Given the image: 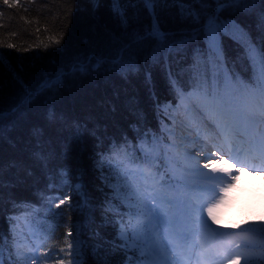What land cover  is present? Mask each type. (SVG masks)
<instances>
[{"label": "trees", "instance_id": "1", "mask_svg": "<svg viewBox=\"0 0 264 264\" xmlns=\"http://www.w3.org/2000/svg\"><path fill=\"white\" fill-rule=\"evenodd\" d=\"M129 17L130 28L151 23L146 13L137 22L131 19L129 9ZM231 18L250 29L254 37L257 35L254 17L237 14ZM165 19L159 17L161 30L166 32L189 26L178 16ZM123 33L120 20L102 2L94 6L89 0H18L17 4L5 5L0 0V98L5 108L18 95L13 69L26 83L34 84L76 59L87 62L89 57L107 54L116 47L114 37ZM224 49L227 56H236V45L228 37H224ZM188 63L190 59L180 64L172 60L171 71L179 75ZM139 65V71L126 78L103 69L69 73L51 95L37 98L0 125L4 181L0 232L7 235L16 218L28 220L31 230L42 237L41 264H73L74 255L78 264H103L105 260L122 264L127 258L112 244L116 234L114 213L106 211L109 204L121 207L122 212L125 209L111 199L113 189L105 186V177L95 161L99 153L108 151L113 140L124 142L127 136L135 144L138 128L161 135L163 121L167 122L163 107L179 100L169 81V66L163 60L154 64L141 58ZM238 68L245 79L250 77V70ZM182 79L186 82L187 74ZM50 108L65 119L50 122ZM41 152L49 157L47 168L38 158ZM60 169L69 172L71 186L61 184ZM50 174L55 176L59 195L69 197L59 208L55 206L58 201H48ZM77 183L81 190L75 188ZM9 217L15 219L10 223ZM244 222L250 229L252 221ZM77 241L79 247L74 253ZM12 254L16 258L14 248ZM248 260L249 264H264V253ZM240 264H245V258Z\"/></svg>", "mask_w": 264, "mask_h": 264}, {"label": "snow or ice", "instance_id": "2", "mask_svg": "<svg viewBox=\"0 0 264 264\" xmlns=\"http://www.w3.org/2000/svg\"><path fill=\"white\" fill-rule=\"evenodd\" d=\"M94 6L101 0H89ZM111 4L112 13L120 20L124 27L121 37H114L116 47L107 54L89 57L87 62L74 60L67 68L58 67L52 74L44 76L34 84L24 81L15 69L13 80L18 86L16 99L5 108L0 98V125L10 114L22 112L27 106L41 96L51 95L71 73H88L92 70L112 71L123 77L140 69L141 58L145 62L151 60L159 64L163 60L169 66V81L175 89L181 105L191 97L197 101L194 111L206 127V120L210 119L218 134L227 135L241 120H251V113L241 110L238 93L256 102L264 111V0H105ZM17 4L18 0H4L5 5ZM173 6L181 22L189 26L178 32L161 30L159 11L161 6ZM142 6V7H141ZM129 7L133 9L132 20L139 22L141 14L146 13L151 19L150 24L130 28ZM224 13L229 16L225 17ZM237 14L252 16L255 19L257 35L242 27L231 18ZM224 37H228L236 45V56H227L224 49ZM203 45V46H201ZM181 73L171 71V61L177 64L189 60ZM93 61L95 63H93ZM0 64L3 58L0 57ZM239 66L250 70V77L244 78ZM187 74V81L182 77ZM188 89L185 91V89ZM167 105L166 107H170ZM47 118L52 123L64 120L54 108H50ZM264 123V120L261 121ZM35 131V130H34ZM77 133L79 126L76 127ZM136 143L124 137V142L113 140L108 151L99 153L95 161L96 167L105 177V186L113 189L112 200H118L121 207H112L106 211H113V227L116 230L112 244L116 250L127 257L122 264H180L177 257L181 255L183 242L186 239L182 220L194 217V222L211 229L207 220L216 222V211L224 203L228 191L235 185L224 184L225 177L231 175L232 164L224 159L225 153L220 151V159L225 167H211V173H223L224 176L203 174L197 177L198 183L179 184L175 178H169L167 171H160L156 161L161 156V138L151 129H136ZM2 133V127H0ZM170 147V146H165ZM258 150L264 153V139H261ZM232 151L231 147L228 149ZM137 152L140 155H137ZM38 158L48 167L49 157L41 152ZM213 161L203 164V169H209ZM107 169V172L105 170ZM199 171V169H197ZM243 171V168L237 169ZM61 184L71 186L70 174L60 169ZM115 183H112V178ZM52 181L48 185L49 203H55L57 208L63 205L68 196H61L56 190L55 176L50 174ZM236 178L233 177V180ZM3 168L0 167V204L3 203ZM81 190V185H75ZM219 188V195H217ZM200 194V195H198ZM43 195V193H42ZM195 197V199H193ZM85 204L88 203L85 199ZM15 205V202H12ZM179 205V210L176 207ZM50 210V209H49ZM206 213L207 220L204 219ZM198 214V215H197ZM15 219L9 217V221ZM30 226V225H29ZM264 235V229H253ZM22 234V233H21ZM69 235H72L69 232ZM73 247L72 244L69 245ZM79 243L75 242L74 253ZM13 248L16 258H13ZM8 250L7 259L5 251ZM230 253H222L227 258ZM208 259H214L208 256ZM28 257L20 249L15 226L5 235L0 232V264H26ZM33 259L35 257L33 256ZM73 264L78 261L73 258ZM103 264H109L107 260ZM230 264H240L239 255H232ZM245 264L249 260L245 258Z\"/></svg>", "mask_w": 264, "mask_h": 264}, {"label": "rangeland", "instance_id": "3", "mask_svg": "<svg viewBox=\"0 0 264 264\" xmlns=\"http://www.w3.org/2000/svg\"><path fill=\"white\" fill-rule=\"evenodd\" d=\"M101 2L107 6V9H111L112 6L110 3L105 2V0H101ZM129 9L133 15V9L131 7H129ZM143 14L144 13H142L141 16ZM158 14L162 21H164L163 19L165 16L166 19L167 17H177L176 9L171 5L167 7L161 6V10ZM238 97L241 110L246 113L253 114L252 111L256 109L257 106H259L256 102L249 100L244 93L238 94ZM189 98L187 100H189ZM177 104H169L171 105L170 107H166L167 105L163 107L165 116L169 118V124L164 123L162 125L161 131H163L164 135H157V137L161 138L162 150L161 156L157 159L156 164L159 166L160 171H167L168 177H174L177 183L194 184L201 182L197 180L199 175L187 176L183 174L182 171L185 169H190V165H196L194 170H203L205 159L202 158L200 154L204 152H202L201 149H196L193 152H185L183 150L184 147L187 149L191 147L188 146L184 140L178 139V136L180 133L187 131L189 126H185V129H180V131H178L179 134L176 135L175 131L177 132V129L181 127V124L174 115ZM195 104H197V102H195ZM251 116L252 118L257 119L256 115ZM172 129L173 133H171ZM188 132L189 136L195 135V132H192V130H189ZM261 133L264 134V130H262ZM178 143L183 145L180 146ZM200 145L204 146L205 143L202 141ZM137 153L140 155L139 152ZM214 157H217L215 158L216 161L218 160L220 163L224 162L220 159V154H214L213 158ZM227 161L229 164H232L233 167H237V165L232 160L229 159ZM112 181L115 183L114 177L112 178ZM175 210H179V205H177ZM215 215V223H213L211 220H207L206 213L204 214V219L207 220V224L210 225L211 229H215L218 233H223L224 235H216L212 231L197 224L198 231L195 237L196 239H201L205 243L206 247H203L199 241L197 244H188V246L184 245L181 249L183 256L181 257L179 255L177 257L180 264L193 263V258H195V256L198 257L199 261L203 263L205 261L210 262V260H219L221 261V264H230L232 255H239L241 263L246 257L248 259H255L257 256H260L264 253V250L261 248L262 243H260V238H262V236L258 232L253 231V229H255L254 227H257L258 224L262 226V229H264L263 197L257 196L248 188L242 190L241 193L230 191V193L226 194L224 203L220 205ZM244 220L252 221V224L249 226L250 229H246L248 227L245 226ZM14 226L16 229L17 238L20 241V249L25 254V256L28 257L26 264H41L39 250L40 246L42 245V237L40 233L37 234L30 230L29 223L21 218L17 219V222ZM184 230L187 234V227L184 228ZM225 251L226 253H230L227 255V258H225V255H222V253H225ZM209 255L214 257V259H208L207 257ZM33 256L35 259H33Z\"/></svg>", "mask_w": 264, "mask_h": 264}, {"label": "bare ground", "instance_id": "4", "mask_svg": "<svg viewBox=\"0 0 264 264\" xmlns=\"http://www.w3.org/2000/svg\"><path fill=\"white\" fill-rule=\"evenodd\" d=\"M190 99H192V98H189V100H187V103L185 101V105H187L188 111L185 110L184 105H181V107L179 109L177 107L175 109L176 110V112H175L176 118L178 119L179 123L181 124V127H179L177 129V132L175 131L176 135L179 134L178 131H180V129H185V126H189L187 131L180 133V135L178 136V139L184 140V142L188 146L191 147L189 149L184 147L183 150L185 152H193L196 149L199 150V148H201V145L198 143L199 142L198 140L201 141V140H203V138L206 139L207 141H209L214 146L218 145L219 150L222 148V150L225 152L229 146H232L234 143H236L237 139L235 138V136L239 133H242L246 139L244 140V142L241 143V145L245 146V147H241L239 152L237 149L234 150V155H232V156H234V158H237L236 157L237 155L242 154L241 155L242 157L247 156L248 158L250 157V159L253 157L252 154L254 152L252 151V148L249 149V147L257 146V149H258V145H259L261 139H263V136H260L258 134L257 135L253 134L256 132V129H255V126L252 125V121H253L252 119L244 121V124L242 126L243 129H237L235 127L227 135L223 134V137L220 136L219 139H215L216 135L218 134L217 131L213 132L212 134L208 133V130L214 131V129H213L214 124L211 123V120H209L207 118H205L206 124L211 125L210 129H209V127H206L205 124L201 123L200 117L194 111V109L196 108L195 102H197V101L195 99H192V100H190ZM256 112H258L257 114L261 113L260 110L253 111V113H255V115H256ZM262 112H264V111H262ZM261 117H263V116H261ZM175 127H177V126H175ZM189 130H192V131L198 130L199 132L195 133V135H193V136H191V135L189 136L188 135ZM171 133H173V129L171 130ZM219 140L220 141L222 140V142H220ZM251 142H253L254 144H252ZM178 144L180 146L183 145L181 143H178ZM203 152H205V153H201L200 155L202 156V158L205 159L204 162H206V160L213 161V163L210 164V168L209 169H203L201 171L200 170L197 171V169L194 170L196 165H190L191 166L190 169H185L184 171H182V173L187 175V176H189V175H192V176L199 175L200 176L203 174L224 176L223 173H211V167L219 168V167H225L226 165L223 162L220 163V162H218V160L216 161L215 158H217V157L213 158V156H214L213 152L209 153V152H206L205 150H203ZM241 162L243 163L245 161H243V159H241ZM240 168H243V171H237L238 168L233 167L230 170L231 175L225 177L224 184H221L220 186H226L227 183H233L235 186L232 187L230 189V191H236L237 193H241L242 190H244L245 188H248L249 190L254 192L257 196L264 198V169L262 171L259 168H257V166H254V165L242 166ZM257 176H259V177H257ZM233 177H235L236 179L233 180ZM230 191H228L227 194L230 193ZM217 194H219V188H217ZM198 195H200V194H198ZM193 199H195V197H193ZM194 219H195L194 217H186L182 220L183 227L184 228L187 227V229H188V233H187L188 236H186V239L183 242V246L184 245L188 246V244H197L199 241V243H201V245L203 247H206L205 243L201 239H199V238L196 239V237H195L196 233L198 231V228H197V224L194 222ZM193 259H194L193 260L194 262L192 264H213L216 262H220L219 260H210V262L205 261L203 263V262H200L198 257H196V256Z\"/></svg>", "mask_w": 264, "mask_h": 264}]
</instances>
